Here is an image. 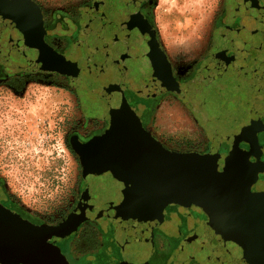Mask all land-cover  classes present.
Listing matches in <instances>:
<instances>
[{"label": "flooded vegetation", "instance_id": "obj_1", "mask_svg": "<svg viewBox=\"0 0 264 264\" xmlns=\"http://www.w3.org/2000/svg\"><path fill=\"white\" fill-rule=\"evenodd\" d=\"M221 1L208 42L181 46L165 40L156 0L67 9L0 0V85L16 96L65 86L86 112L64 131L81 176L79 195L60 213L29 209L0 176V264H124L102 204L118 183L130 184L124 140L142 131L172 152L216 154L229 185L264 199V0ZM166 103L192 116L193 142L160 131ZM51 116L42 125L56 140L61 115ZM250 219L263 225L264 210ZM207 221L200 206L168 204L148 264H217L196 237Z\"/></svg>", "mask_w": 264, "mask_h": 264}, {"label": "water", "instance_id": "obj_2", "mask_svg": "<svg viewBox=\"0 0 264 264\" xmlns=\"http://www.w3.org/2000/svg\"><path fill=\"white\" fill-rule=\"evenodd\" d=\"M124 142L133 155L128 165L131 182L118 183L102 204L126 251L124 264H148L154 229L173 202L204 210L208 221L196 237L217 264H264V224L250 219L264 210V199H252L247 191L229 185L216 154L172 152L146 131Z\"/></svg>", "mask_w": 264, "mask_h": 264}, {"label": "rangeland", "instance_id": "obj_3", "mask_svg": "<svg viewBox=\"0 0 264 264\" xmlns=\"http://www.w3.org/2000/svg\"><path fill=\"white\" fill-rule=\"evenodd\" d=\"M41 1L47 6L67 9L79 8L85 0ZM168 1L156 0L155 7L165 40L181 46L208 42L218 2L222 1ZM67 89L32 86L31 92L23 95L19 92L16 96L10 86L0 85V176L22 204L38 212L58 214L67 202H74L79 195L81 164L78 168L66 150L64 131L74 117L78 118V124L84 122L86 112L80 99ZM57 113L61 115L62 128L56 140H51L52 130L49 125L44 127L42 121L50 114L52 121ZM158 123L160 131L177 141L189 138L193 142L199 137L192 116L175 103H166L161 108ZM30 129L31 137L26 133Z\"/></svg>", "mask_w": 264, "mask_h": 264}, {"label": "bare ground", "instance_id": "obj_4", "mask_svg": "<svg viewBox=\"0 0 264 264\" xmlns=\"http://www.w3.org/2000/svg\"><path fill=\"white\" fill-rule=\"evenodd\" d=\"M168 1V0H167ZM169 2V1H168Z\"/></svg>", "mask_w": 264, "mask_h": 264}]
</instances>
